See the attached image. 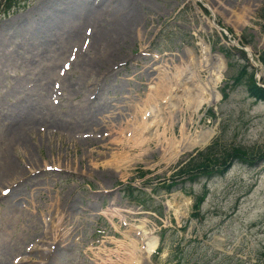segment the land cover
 I'll use <instances>...</instances> for the list:
<instances>
[{"label": "rangeland", "instance_id": "rangeland-1", "mask_svg": "<svg viewBox=\"0 0 264 264\" xmlns=\"http://www.w3.org/2000/svg\"><path fill=\"white\" fill-rule=\"evenodd\" d=\"M12 1L0 0V150L12 148L16 169L13 181L0 179V264H99L102 251L103 263L137 264L133 241L142 264H264V102L245 82L252 73L264 90V0H57L51 11L60 7L62 16L69 7L73 16L60 19L52 46L54 28L30 17L49 0ZM90 6L109 31V23L139 17L117 61L91 77L81 62L100 63L107 48L93 49L82 34ZM78 25L77 57L62 42ZM202 42L225 63L219 100L196 114L176 107L173 120L166 106L156 109L163 99L152 98L157 69L179 64L186 51L200 56ZM77 84V95L67 91ZM32 104L46 112L25 131L26 147L14 148L12 118ZM158 112L167 139L175 131L180 140L183 124L190 136L213 135L174 161L167 139L142 145V118ZM231 148L251 164L210 160ZM189 164L192 176L177 177ZM149 238L157 245L148 257Z\"/></svg>", "mask_w": 264, "mask_h": 264}, {"label": "bare ground", "instance_id": "bare-ground-1", "mask_svg": "<svg viewBox=\"0 0 264 264\" xmlns=\"http://www.w3.org/2000/svg\"><path fill=\"white\" fill-rule=\"evenodd\" d=\"M86 2L87 0H78V2L76 0L77 4L76 3L75 4L78 5L77 7L79 6L84 7L86 6L85 4ZM56 3L59 2L57 0H49L44 5H41L38 8L34 9V11H32L30 14L31 15L30 17H33L34 20H36L35 16L39 14L41 17L40 19L49 22L51 28H54V34L52 36L53 40L49 42V45L51 46L58 44V41H60L61 39V37L59 39V37L57 36L58 30L60 29V19L62 20L63 24H66V22L69 21L73 16L72 10L69 9V7L63 10L65 12L64 13L62 12L63 13L62 16H60L61 14L60 11L62 10L60 7H58L54 11H51L53 8L51 7V5L52 4L55 5ZM87 12H88L86 16L87 19H85V22H87V24L89 25L85 27L82 33L86 37L85 41L86 40L87 42L89 41L90 42L89 44L94 47L93 49L102 48V47L100 48L97 45H102L107 49H105L106 50L105 56L104 58H102V61L100 63L93 64L91 62L83 60L81 62V65L83 66L84 72L89 73L88 75L89 77L96 76L98 74L105 75L103 74L104 72L102 68L107 66L109 62L113 63L118 58L116 53L117 47L119 46L121 41L129 38V31H131L134 27L138 26L139 17L136 14H134L128 16L127 21H120V23L119 22L109 23L108 28L111 30L109 31L107 28H105L103 25L99 23L98 20L99 11H97V6L88 7ZM75 13L77 14V10H75ZM28 23H31L29 19L26 22V24ZM31 25L32 24H28L26 26H31ZM80 28L81 27L79 26V28L76 29L75 31L67 32L66 37L70 38V41L68 40L62 42L66 46L71 45L72 47H74V50L77 49L76 51L77 57H78V52H81L83 49L82 47H80V49L78 48L82 38L79 32ZM33 31L34 29L32 31H26V33L32 34ZM16 32L19 33L20 31L18 30ZM31 34H27V36H30ZM16 36L19 37L20 35L16 34ZM45 39H49V38H43L44 43L42 42L43 44L42 45L40 44L43 53H45L46 51L44 49ZM83 40L84 39H82V41ZM46 43H48V40H46ZM201 46L202 48H201L200 56L193 54V52L191 51H186L187 56L185 55V57L181 58L182 60L179 64L174 63L171 68L170 65L166 64L163 67H159L157 69L158 74H157V78H154L155 91H153L152 98H154L155 96L156 98L163 99V101L160 102V104L156 109L159 111L165 110L164 107L166 106L173 112L171 119H173V117L175 116L176 107L178 108L176 110L178 114L181 113V110H185L186 107L192 109L193 113L196 114L200 108H203V106L213 105L219 100L220 94L218 95L217 88H218V83L222 80L224 75L223 73L225 72V63L221 55L217 53L216 54L212 53L211 52L212 50L210 51L209 45L202 42ZM247 53L250 54V51H247ZM98 55H100V53H98ZM78 88H79L78 84L76 86H68L67 91L77 95L79 92ZM44 112L46 111L43 108L39 107L38 105L32 104L25 108L23 116L18 115L15 116L14 119L12 118V122L10 124L12 130L11 132L14 137L13 142H10L12 147L14 148L26 147L27 137L25 136V133L29 131L32 132L30 127L36 126L34 122L40 120L42 118L40 116ZM146 115L147 113L145 114L144 118H142L143 122L141 123L140 129H138V130L145 129L142 137V143H143L142 145H145V143L148 144V142L152 140H157L160 143H162L161 142L162 139L163 141H165L167 138H166V132L164 134H160L159 133L160 131L158 130L160 128V123L157 121L156 118L160 115V113L158 112L156 115L151 113L149 114V117L145 118ZM93 116L94 113L92 111H89V114L86 115L88 119L87 120L88 125L92 124ZM73 117L74 115H70V118ZM31 121L33 122L29 124ZM212 135L213 132L210 131L209 133H205V134L200 133V135H198L199 138L190 136L186 132L185 126L183 124L181 127L180 140L178 141L176 140L177 136L175 131H173L170 134L169 138L167 139L168 141H170L171 146L175 145V147L172 149V157H171L172 160L175 161L178 155H180V153L184 151H188L192 148L199 147V145H204L208 143ZM171 146L169 145V147ZM10 149L12 148L7 147V149L4 151L0 150V179L3 180L4 182H6L7 179L13 181V177L16 175L15 174L16 169L13 163L14 160L11 159L9 155ZM13 207L15 210L17 209L16 205ZM141 235L144 240H147L146 239L147 236L145 232H142V230H141ZM149 239H148L149 242L146 243L145 246L142 248V250L145 251L148 257L150 256L151 252L157 245V239L155 238H149ZM131 245L133 251L132 255L134 257L136 256L135 258L136 263L142 264V261L140 259L142 254L141 249L138 248V244L135 243L134 241L132 242Z\"/></svg>", "mask_w": 264, "mask_h": 264}, {"label": "trees", "instance_id": "trees-1", "mask_svg": "<svg viewBox=\"0 0 264 264\" xmlns=\"http://www.w3.org/2000/svg\"><path fill=\"white\" fill-rule=\"evenodd\" d=\"M17 1H20V0H14L12 2L14 3V2H17ZM12 2H10V3H12ZM13 7H16V5H11L8 8H13ZM260 61H261L262 67H263L262 71L264 72V49L260 53L259 62ZM253 75L254 74L251 73L250 76H248L246 78V81H245L246 84H247L248 93L250 95H252L255 99H257L259 102H264V90L262 88H258L256 86V84L254 83ZM263 76H264V74H263ZM236 83H237V81H236ZM212 149H213V147L208 149L207 153L209 151L212 152L214 150V149L213 150ZM208 154H210V153H208ZM247 156H248V154H247V152L245 150H243V149L241 150V149H237V148H231V151H228V150L224 151L223 153H221L218 156L212 155L210 160L216 161L218 165L221 162L219 160H223L222 162H230V163L232 161H234L235 163L236 162L250 163L249 159L247 158ZM218 157L220 159H218ZM210 160H205V162H202L199 165H194L195 166L194 168L192 167L191 164H189V166H185V167L179 168L178 171L175 174H176L177 177L189 176V175H191V169L192 168L194 170H197V169H200L201 167H207L210 164ZM232 165H233V163L230 166L232 167ZM223 173L224 172H222L221 176L223 175Z\"/></svg>", "mask_w": 264, "mask_h": 264}]
</instances>
